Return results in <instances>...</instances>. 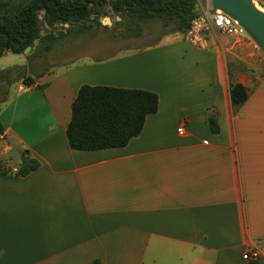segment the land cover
Masks as SVG:
<instances>
[{
  "label": "crops",
  "instance_id": "0c3cea01",
  "mask_svg": "<svg viewBox=\"0 0 264 264\" xmlns=\"http://www.w3.org/2000/svg\"><path fill=\"white\" fill-rule=\"evenodd\" d=\"M208 9L195 3L203 47L176 33L104 53L102 38L60 23L67 36L22 53L18 77L0 70V264H264V52L217 33ZM107 11L102 24L122 21ZM238 83L250 95L236 110ZM85 85L150 91L159 109L127 146L75 151L67 130ZM24 158L40 163L25 176Z\"/></svg>",
  "mask_w": 264,
  "mask_h": 264
},
{
  "label": "trees",
  "instance_id": "16d2710c",
  "mask_svg": "<svg viewBox=\"0 0 264 264\" xmlns=\"http://www.w3.org/2000/svg\"><path fill=\"white\" fill-rule=\"evenodd\" d=\"M195 3V0H21V3L0 0V58L6 53L22 54L38 40L36 53H46L56 38L53 31L57 24H69L73 30L95 15L108 13V7L136 37L145 22H159L164 36L185 34L197 19ZM45 24L52 31L42 36ZM32 83L31 78L24 80L27 86ZM249 95L244 85L231 86V101L236 110L247 102ZM158 109L159 97L150 91L82 86L72 104L67 130L70 148L82 152L123 148L142 133L147 117ZM209 125L213 133H219L216 117L209 118ZM3 132L0 121V133ZM39 166L36 160L24 158L19 174L28 175Z\"/></svg>",
  "mask_w": 264,
  "mask_h": 264
},
{
  "label": "rangeland",
  "instance_id": "374dc122",
  "mask_svg": "<svg viewBox=\"0 0 264 264\" xmlns=\"http://www.w3.org/2000/svg\"><path fill=\"white\" fill-rule=\"evenodd\" d=\"M195 1L196 3L198 2V0H195ZM258 9L264 12L260 7H258ZM108 17H109L108 13H102L101 15H95L84 25L79 26L73 30L69 29L71 31H70V34L68 33V35L86 36L88 38H96V39L100 38V40L102 38L103 44L101 47L103 49L102 52L104 53L111 52L116 46L117 47H120V46L121 47H135V48L150 46V45L155 44L159 39L169 36V35L164 36L165 31L159 22H145L141 25L140 35L136 37L133 35L134 33L132 30L129 31L126 28L124 21L115 20L113 21L112 26H107L109 21H105V23L102 24V20L104 19L108 20ZM112 17L115 18L119 16L112 15ZM63 32L64 31L62 29L59 32H57V34L55 33L56 37L58 36L59 40L62 37L67 36V34ZM45 42L47 43V41ZM111 43H114L115 46L111 45ZM40 53L42 54L43 51H41ZM20 56L21 54L20 55L9 54L8 57L0 60V70L6 69L7 71L10 70L13 72L9 75L10 78L8 79L12 80L18 77L21 72H24V69L22 67L24 63V58ZM2 95H3L2 92H0V100L2 98Z\"/></svg>",
  "mask_w": 264,
  "mask_h": 264
},
{
  "label": "built area",
  "instance_id": "2783aa9c",
  "mask_svg": "<svg viewBox=\"0 0 264 264\" xmlns=\"http://www.w3.org/2000/svg\"><path fill=\"white\" fill-rule=\"evenodd\" d=\"M209 1V9L207 11V23L209 22L212 28L221 35H235L243 36L246 35V31L241 27V25L220 10H213ZM254 5L258 8L260 7L264 11V0H253ZM260 10V9H259ZM207 27L203 25L199 18L195 19L190 30L184 34V39L189 44L196 47H203L205 45V33ZM185 125H182L178 132L184 134ZM260 254L257 251L247 252L244 255V259L248 262L255 263L259 260Z\"/></svg>",
  "mask_w": 264,
  "mask_h": 264
},
{
  "label": "water",
  "instance_id": "95a60500",
  "mask_svg": "<svg viewBox=\"0 0 264 264\" xmlns=\"http://www.w3.org/2000/svg\"><path fill=\"white\" fill-rule=\"evenodd\" d=\"M210 4L213 10H220L236 20L264 52V12L254 5L253 0H210ZM31 49H26L25 53Z\"/></svg>",
  "mask_w": 264,
  "mask_h": 264
}]
</instances>
